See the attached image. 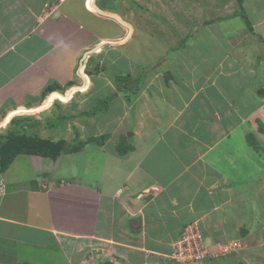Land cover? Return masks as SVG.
Instances as JSON below:
<instances>
[{
    "label": "crops",
    "instance_id": "obj_1",
    "mask_svg": "<svg viewBox=\"0 0 264 264\" xmlns=\"http://www.w3.org/2000/svg\"><path fill=\"white\" fill-rule=\"evenodd\" d=\"M245 2L243 8L248 14ZM257 2L254 0L252 4ZM104 4L103 0H94L99 12L91 7V0V8L88 0H0V111L6 110V117L16 107L20 110L14 112L15 117H32L28 114L41 109L48 94L44 90L49 85L57 92L80 85L72 75L80 78L79 68L81 65L86 68L84 62L89 69H94L96 63L105 65L102 53L94 51L98 42L115 37L114 27L105 17L113 11L107 4L102 7ZM216 28L219 30L218 25ZM222 51L213 64L207 63L209 57H202L199 65L190 63L188 69L194 68L189 71L187 81L182 80L181 87L175 90L167 89L169 94L163 100H143L145 107L133 118L137 126L129 124L130 128L136 126L140 130L131 139L119 133L113 145L114 137L107 132L120 124L119 119L110 118L114 106L126 101L115 94L116 72H111L110 66L86 73L88 84L83 90L76 91L68 103L53 104L61 112L51 109L50 118L66 121L61 124L63 127L60 121L28 124V133L36 134L37 138L83 143L78 150H60L54 157L19 153L0 172V184L5 188L0 191V264H41L39 251L54 252L52 264H56L59 255L66 264H167L163 255L182 225L193 218L192 209L206 204L211 210L208 201L191 198L196 187L208 185L207 170L201 169V165L197 167V162L202 160L203 149H210L212 142L221 140L217 138V129L231 120L226 114V110H232L229 101L237 100L235 96L242 93L240 88L228 91L225 78L224 90L217 81L211 87L206 85L208 79L221 77L220 67L229 57L227 51ZM230 58V69L240 72L241 57ZM252 69L250 72L254 74ZM247 93L263 98L256 87H248ZM109 94H115L110 112L101 116L79 115L90 108L94 97ZM4 115L0 128L14 116L6 120ZM120 120L126 122L122 117ZM70 126L71 132L67 131ZM103 134L107 138L99 142ZM89 137H95L96 143L87 141ZM119 140L124 148L121 154L116 151ZM158 147L163 152H157ZM94 150L113 156V167L122 173L121 179L109 177L113 168L98 169L94 165L88 158ZM147 161L150 165H146ZM155 167H161L163 174L169 176L166 181L153 177ZM99 170L102 182L95 176ZM145 171L151 177L148 191L146 184L138 183L147 174ZM259 181H264V175L254 180L248 178V182ZM163 184L169 191L174 186L175 193L185 201H163L166 193L160 191L162 187L158 188ZM217 205L228 206L225 201H218Z\"/></svg>",
    "mask_w": 264,
    "mask_h": 264
},
{
    "label": "rangeland",
    "instance_id": "obj_2",
    "mask_svg": "<svg viewBox=\"0 0 264 264\" xmlns=\"http://www.w3.org/2000/svg\"><path fill=\"white\" fill-rule=\"evenodd\" d=\"M245 1L248 10L246 14L252 31H249L245 25L240 10L237 15H234V12L239 9L236 0H112L113 7L110 10L113 12L106 13L105 17L113 25L115 37L112 40H101L94 49L98 54L102 53V58L105 57L104 67L110 66L108 69L111 72L135 71L134 75H137L143 69L147 71L144 83L141 85L143 89L138 88L131 103L126 100L125 104L123 102V104L114 106L115 112H112L110 118L113 121L119 119L120 124L116 123L108 128L107 132L112 133L111 138L114 137L113 145L118 140L119 133H124V137L128 139L133 138L134 135L138 136L137 132L140 130L136 128V120L133 118L137 116L139 110L145 107L144 101L147 99L151 102L157 99L163 100L162 98L169 94L167 89L171 91L181 87L179 83H183L182 80L187 81L189 71L194 68L188 69L190 63L194 62L199 65L203 60L202 57H209L210 62L207 63L213 64L214 58L224 53L222 50L228 52L229 57L223 62V67H220L221 77L208 79L206 85L211 87L212 83L216 84L217 81V85L224 90L222 82L225 78L228 91L232 92L235 88H240L242 93L235 96L237 100L232 102L228 100L232 103V110H226V114L231 120L230 122L226 120L225 125L218 127L217 138L221 140L218 143L210 142L211 148L202 150L204 152L202 160H196L198 161L197 167L201 165V169L207 170L205 174L208 178V185L202 184L196 187L191 198L193 201L195 199L208 201V204L212 206L211 210L206 204L192 209L193 218L188 221L192 223L190 227L194 226L198 229V234L195 236L196 242L203 245L204 251L208 250L205 258L203 257L198 264H264V181H259L261 183L248 182L250 177L254 180V177L264 175V0H258L255 4H252L254 0ZM91 7L97 10L94 0H91ZM97 11L100 12V10ZM227 11L229 13L226 17ZM209 20L213 23H207ZM217 25L219 30L216 28ZM117 29H120L118 35H116ZM222 33L225 34L223 39H221ZM98 49L99 51H96ZM233 55L241 57L240 72L237 69L233 72L229 67L232 61L230 56ZM186 60L187 62H184ZM207 63L205 65H208ZM84 64L89 67L87 62ZM251 68L254 74L250 72ZM223 72H226V75ZM80 78L73 74L72 79L80 85L70 86L66 94L52 92L56 94L55 97H48V100L42 102L41 109L28 114L32 117L13 118L14 121L0 128V140H3V137L9 135L12 130L18 136L36 138V134L28 133L27 129L30 127L28 124L33 121L43 123L46 120L54 124L59 122L57 118H50L52 117L50 116L52 115L51 109L54 108L61 112L60 107L53 104L58 100L68 103L76 91L83 90L88 84L85 73L80 75ZM248 87L251 89L256 87L257 92L260 96L263 95V98L248 94ZM44 110L48 111L43 112ZM5 112L6 110L0 111V118ZM8 113V117L4 115L5 119L16 115L12 109ZM46 113L48 116L44 115ZM121 117L126 122L120 120ZM63 123L65 124L66 121H60L59 125L63 127L61 125ZM130 123L136 124L135 131L130 128ZM58 130L60 132L61 129ZM67 131H72L71 126ZM77 144V141L71 144L65 143L66 146H63L61 150L72 152L71 148H75ZM5 146L10 149L14 148L11 141ZM163 150H159V147L158 150L156 149L157 152H163ZM151 152L152 158L156 161L153 157L154 151ZM194 153L197 156L196 150ZM88 158L93 160L92 162L98 169L113 168L109 172V177L112 179L118 181L122 178V173L113 167L115 161L112 155L101 154L94 150ZM147 164H149L148 161ZM155 168L153 177L166 181L169 176L163 174L161 167ZM147 174H143V180L140 179L142 181L138 182L140 186L146 184V191L149 190L151 179L149 173ZM95 176L101 181V170ZM201 179L199 178V181ZM165 186V184L158 185V188L162 187L160 191L166 193L163 201H185L180 199V194L175 193L174 186L170 191ZM173 195L179 198L172 200L170 196ZM218 201H225L228 206L219 208ZM244 201H247L246 204ZM174 251H176V245L172 241L163 255L166 263L182 264L180 257L176 259L173 256ZM222 251L225 254L219 255ZM39 252L41 254L38 257L36 253V257L41 264H52L54 252ZM216 255L218 256L214 257ZM163 256L161 257L162 262L165 260ZM56 264H66V262L59 255Z\"/></svg>",
    "mask_w": 264,
    "mask_h": 264
},
{
    "label": "trees",
    "instance_id": "obj_3",
    "mask_svg": "<svg viewBox=\"0 0 264 264\" xmlns=\"http://www.w3.org/2000/svg\"><path fill=\"white\" fill-rule=\"evenodd\" d=\"M101 1V0H99ZM111 1L112 0H103L105 3L102 5V7L106 8V4L111 8ZM239 4V9L234 12V15L238 14V11L240 10V14L245 22V25L247 26L249 31H252L251 23L248 19V16L243 8V0H236ZM95 68L89 69L86 67L85 72L87 74H91L92 71L98 72L99 69H105L104 66H99L97 63L95 64ZM82 65L79 68L80 75H83L85 72L82 71ZM145 69H143L139 74L137 75H131L130 73H122L117 72L114 75V85H115V94L121 95L124 99H126L128 102H131L134 98L135 93L137 92L138 88L143 84L145 75H146ZM69 87L67 88V90ZM54 86L49 85L45 88L44 92L48 93L46 97L43 99V101L48 100V97L53 96L55 93H52L54 91ZM67 90L64 92H60L62 94H66ZM51 92V94H50ZM57 93V91H56ZM115 94H109L106 96H96L93 99V102L88 110L82 111L79 115H87V116H97L102 115L105 113H108L111 111L113 107V101L115 99ZM42 101V102H43ZM20 110V107H16L12 110V112H17ZM15 117V116H12ZM12 119V118H11ZM10 119V120H11ZM15 119H12L11 121H14ZM107 138L106 134H103L99 137V142H103ZM12 142L14 145V148L10 149L6 147V143ZM87 141H97L95 137H89ZM83 142H78L76 147H72V151L78 150ZM64 142L62 141H49L44 140L40 138H32V137H22L16 135V133L12 130L9 132V135L4 136L3 140H0V172L5 170L9 163L13 160V158L19 154V153H28V154H41L43 156H49L54 157L58 152L61 150V148L64 146ZM122 141L119 140V144H117L116 149L121 154L123 149ZM74 148V149H73ZM186 224H183L179 233L182 231Z\"/></svg>",
    "mask_w": 264,
    "mask_h": 264
},
{
    "label": "built area",
    "instance_id": "obj_4",
    "mask_svg": "<svg viewBox=\"0 0 264 264\" xmlns=\"http://www.w3.org/2000/svg\"><path fill=\"white\" fill-rule=\"evenodd\" d=\"M190 225L185 227L181 236L174 241L176 251L173 252V256L176 259L180 257L182 264H197L208 253V250L204 251L203 245L196 242L195 236L198 234V229L194 226L190 227ZM204 252L206 253L204 254Z\"/></svg>",
    "mask_w": 264,
    "mask_h": 264
},
{
    "label": "clouds",
    "instance_id": "obj_5",
    "mask_svg": "<svg viewBox=\"0 0 264 264\" xmlns=\"http://www.w3.org/2000/svg\"><path fill=\"white\" fill-rule=\"evenodd\" d=\"M85 70V69H84ZM85 72V71H84ZM86 73V72H85ZM51 93V92H50ZM57 101V100H56ZM59 101V100H58ZM59 102H61V101H59ZM17 117H20V116H17ZM13 118H16V117H13ZM12 118V119H13ZM11 119V120H12ZM11 120L9 121V122H11ZM5 190V188H4V184H0V191H4ZM190 224H192L191 222L190 223H186V225L184 226V228L182 229V231L179 233L180 235H181V233L184 231V229H185V227H187L188 225H190ZM179 235V236H180ZM179 236H177V238L179 237ZM177 238H173V242L177 239ZM225 254V253H224ZM223 254V252L221 253V254H219V255H224ZM206 256V255H205ZM205 256H204V258H205ZM218 255H216V256H214V257H217ZM198 264V263H197Z\"/></svg>",
    "mask_w": 264,
    "mask_h": 264
},
{
    "label": "bare ground",
    "instance_id": "obj_6",
    "mask_svg": "<svg viewBox=\"0 0 264 264\" xmlns=\"http://www.w3.org/2000/svg\"><path fill=\"white\" fill-rule=\"evenodd\" d=\"M86 74V73H85ZM87 75V74H86Z\"/></svg>",
    "mask_w": 264,
    "mask_h": 264
}]
</instances>
